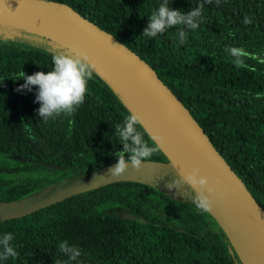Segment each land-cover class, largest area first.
Returning a JSON list of instances; mask_svg holds the SVG:
<instances>
[{
    "label": "trees",
    "instance_id": "obj_1",
    "mask_svg": "<svg viewBox=\"0 0 264 264\" xmlns=\"http://www.w3.org/2000/svg\"><path fill=\"white\" fill-rule=\"evenodd\" d=\"M57 1L147 61L264 208V64L245 58L246 67L237 68L225 51L242 47L264 59V0H168L184 12L204 4L199 27H185L184 44L178 36L182 26L142 36L163 0ZM245 16L253 22L244 24ZM57 52L66 51L0 36V202H21L73 184L115 164L123 149L115 128L131 111L95 69L84 103L70 116L45 122L36 111L38 86L17 91L25 83L21 72L51 71ZM138 128L152 146L146 129ZM149 160L167 157L160 149ZM8 232L18 256L0 264H242L209 212L144 180L121 179L21 217L0 215V237ZM65 240L81 249L77 261L59 251Z\"/></svg>",
    "mask_w": 264,
    "mask_h": 264
},
{
    "label": "water",
    "instance_id": "obj_2",
    "mask_svg": "<svg viewBox=\"0 0 264 264\" xmlns=\"http://www.w3.org/2000/svg\"><path fill=\"white\" fill-rule=\"evenodd\" d=\"M0 26L28 29L66 52L73 49L86 52L99 75L131 112L140 115L152 139L165 138L160 149L167 160H148L141 169L179 176L181 171L187 174L199 169L201 176L208 177V187L215 189L212 193L204 189L213 201L208 212L225 231L242 264H264V208L189 108L147 61L62 1L0 0ZM115 164L36 198L0 202V215L4 219L25 216L73 195L121 179H133L129 176L134 170L130 164L124 175L112 177L109 169ZM46 165L60 166L49 162Z\"/></svg>",
    "mask_w": 264,
    "mask_h": 264
},
{
    "label": "clouds",
    "instance_id": "obj_3",
    "mask_svg": "<svg viewBox=\"0 0 264 264\" xmlns=\"http://www.w3.org/2000/svg\"><path fill=\"white\" fill-rule=\"evenodd\" d=\"M207 2L211 3V0H207ZM217 5H219V0H217ZM203 8L204 4H200L196 8L184 12L173 9L168 0H163V3L154 9L148 17L149 23L142 36L154 38L158 34H164L169 28L182 26L178 31V36L179 43L184 44L187 36L185 27L190 30H196L199 27ZM252 22L251 18L245 16L244 24H251ZM225 51L234 58L233 63L237 68L246 67L245 58L258 59L259 63L264 64V59H260L242 47H226ZM52 64V70L47 73L41 71L28 76L21 72V79L25 83L17 88L18 92L24 90L31 92L33 86H38L36 102L41 106L36 111L45 122L61 114L70 116L84 103L88 82L93 79L95 68L89 55L76 49L69 52L54 53ZM260 95L259 93L256 94L258 99ZM23 126L28 127V124ZM138 126H143V121L140 115L135 112H130L124 117L123 125H116L115 132L120 144L123 145V149L116 153L117 162L109 169L112 177L124 175L129 164L139 171L143 167V163L148 161L153 154L158 153L165 142L163 136L153 137L155 143L150 146L148 141L144 139L145 133L141 132ZM215 182L219 183V180ZM184 184L190 186L192 191L189 193L180 192L179 189ZM208 185V177L201 176L200 170L194 169L187 174L181 171L180 176L173 178L167 187L170 190L176 189L179 195L191 199L198 210L208 212L213 207V201L209 195L205 194L204 189L206 188L209 193L215 191ZM197 192L198 194H196ZM13 238L11 232L0 237V248H2L0 260L18 256V252L10 243ZM58 247L59 251L67 256L70 261H77L82 254L80 248L70 245L67 240L61 241ZM56 264H66V262L56 261Z\"/></svg>",
    "mask_w": 264,
    "mask_h": 264
},
{
    "label": "rangeland",
    "instance_id": "obj_4",
    "mask_svg": "<svg viewBox=\"0 0 264 264\" xmlns=\"http://www.w3.org/2000/svg\"><path fill=\"white\" fill-rule=\"evenodd\" d=\"M0 36H19L27 39L35 44L38 45H45L51 43L49 40L40 37L28 29L20 28V27H7V26H0ZM55 46V45H54ZM129 176L133 179H139L144 181L154 182L159 185L162 189H164L169 195L174 198L186 200L189 202H193L191 199H188L184 195H179L176 189L170 190L167 185L173 181V178H178L179 175L175 173H170L166 171H158L156 169H140L132 170L129 173ZM57 190V189H56ZM182 193H189L192 191L190 186L184 184L179 189ZM51 193L50 190H47L45 194Z\"/></svg>",
    "mask_w": 264,
    "mask_h": 264
}]
</instances>
